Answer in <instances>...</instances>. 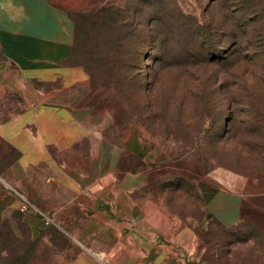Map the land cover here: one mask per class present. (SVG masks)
Masks as SVG:
<instances>
[{"label":"rangeland","instance_id":"374dc122","mask_svg":"<svg viewBox=\"0 0 264 264\" xmlns=\"http://www.w3.org/2000/svg\"><path fill=\"white\" fill-rule=\"evenodd\" d=\"M53 1L73 21L65 59L5 69L0 53V176L22 189L8 134L38 141L82 179L98 163L130 176L137 200L191 225L197 264H264V0L248 32L222 0ZM24 216L0 224V264L84 253L55 226L33 236Z\"/></svg>","mask_w":264,"mask_h":264},{"label":"crops","instance_id":"0c3cea01","mask_svg":"<svg viewBox=\"0 0 264 264\" xmlns=\"http://www.w3.org/2000/svg\"><path fill=\"white\" fill-rule=\"evenodd\" d=\"M72 44L73 21L53 0H0V53L7 58L3 68L13 63L20 69L46 67L65 59ZM8 136L22 151L25 168L22 189L0 176V224L20 207L16 190L37 209L24 216L33 236L50 233L52 225L84 251L69 264H197L191 225L177 220L159 201L137 200L130 176L121 179L98 163L102 173L82 179L42 143L36 141L41 147L32 151L19 135ZM139 144L137 153L143 150L142 139ZM55 146L62 150L63 144ZM133 178L144 182L139 175ZM92 250L102 252L104 260L93 257Z\"/></svg>","mask_w":264,"mask_h":264},{"label":"trees","instance_id":"16d2710c","mask_svg":"<svg viewBox=\"0 0 264 264\" xmlns=\"http://www.w3.org/2000/svg\"><path fill=\"white\" fill-rule=\"evenodd\" d=\"M222 1H225L227 4L230 5L231 8L234 7V11L233 13H237L238 14V17H237V25L238 27L244 31V32H248L249 27L248 26V17L249 16H256L255 14H257L254 8V6L257 4V2L259 0H222ZM243 10H245V13L243 12ZM249 10H252V11H249ZM250 13V14H248ZM208 37L205 38V40H207ZM211 39V38H210ZM204 42V41H203ZM216 60L217 58H213V57H210V56H207V57H203L201 56L200 57V61L201 62H208V64H215L216 63Z\"/></svg>","mask_w":264,"mask_h":264},{"label":"built area","instance_id":"2783aa9c","mask_svg":"<svg viewBox=\"0 0 264 264\" xmlns=\"http://www.w3.org/2000/svg\"><path fill=\"white\" fill-rule=\"evenodd\" d=\"M14 191L21 198V204H20V207H19V210L21 212L26 213V212H28L31 209L37 210L36 207H34L32 205V203L25 196H23L21 193H19L16 190H14ZM89 253L93 257H95L97 260H99V261H103L104 260V254L102 252H99V251H89Z\"/></svg>","mask_w":264,"mask_h":264}]
</instances>
